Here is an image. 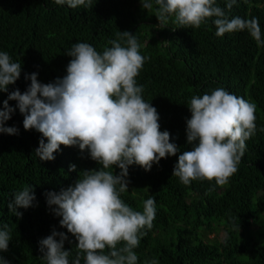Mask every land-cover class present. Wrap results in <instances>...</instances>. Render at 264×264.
I'll return each mask as SVG.
<instances>
[{"label":"trees","instance_id":"16d2710c","mask_svg":"<svg viewBox=\"0 0 264 264\" xmlns=\"http://www.w3.org/2000/svg\"><path fill=\"white\" fill-rule=\"evenodd\" d=\"M217 4L226 9L225 0ZM156 7L154 0L152 11L143 9L140 0H93L92 7L75 9L54 0H0V51L22 65L16 83L0 92V107L10 92L26 90V74L38 73L41 83L66 75L71 57L65 53L74 43L86 42L102 53L119 31L130 32L148 58L136 77L143 99L157 109L160 131L167 130L179 148L150 171L129 166L130 183L121 199L136 211L148 198L156 202L153 228L134 250L138 264L152 259L158 264H264V46L258 47L247 30L216 36L211 19L199 28H178L170 19L161 29ZM228 15L258 18L264 39V0H237ZM218 87L256 105L257 130L225 186L213 190L215 182L206 180L186 186L172 173L178 156L192 150L186 139L188 105L193 96ZM8 103L15 108L17 102ZM23 119L16 108L5 126L16 127L18 134L0 133V229L7 225L11 235L8 251L0 256L9 264H46L39 241L55 229L68 236L64 249H72L71 264L77 241L60 227L45 193H59L74 185L80 171L101 166L78 146L61 145L54 160H40L35 149L41 134L26 131ZM26 186L33 187L36 199L31 207L17 209L23 213L18 218L8 203Z\"/></svg>","mask_w":264,"mask_h":264},{"label":"clouds","instance_id":"9594fccd","mask_svg":"<svg viewBox=\"0 0 264 264\" xmlns=\"http://www.w3.org/2000/svg\"><path fill=\"white\" fill-rule=\"evenodd\" d=\"M57 5L75 9L92 7L93 0H54ZM247 3V0H244ZM142 8L153 10V0H140ZM158 27L168 26L170 19L178 28H199L209 19L216 36L245 31L257 46H264L258 18L230 17L237 0H225L226 9L217 0H154ZM111 47L98 52L86 42L74 43L65 53L71 57L66 75L53 82L41 83L38 73L26 74V90L8 94L0 107V133L18 134L16 127H6L16 108L23 115L26 131L41 134L36 156L42 161L55 159L61 145L76 147L97 162L98 169L82 170L74 185L59 193H45L46 203L59 225L77 241L71 264H138L134 251L147 230L153 228L155 198L143 202L136 211L121 199L128 191L129 166L138 165L150 171L163 158L176 156L179 148L170 142V133L160 131L159 114L143 99V86L136 77L146 56L135 35L119 31ZM22 65L0 51V92L20 78ZM9 101H16L11 107ZM186 120V139L192 150L178 156L172 176L186 186L192 181L215 182L223 187L238 171L246 151V141L256 133V105L218 87L210 94L193 96ZM264 131V128L260 129ZM45 138L47 142H45ZM119 168L118 174L109 169ZM70 171L76 166L71 165ZM82 173V175H81ZM36 199L32 186L14 194L9 212L21 218L19 208L27 209ZM59 237V240H57ZM68 236L53 229L39 241L41 259L46 264H70L71 250L64 249ZM11 240L5 225L0 229V252H6ZM0 264L9 262L0 256ZM145 264H158L152 259Z\"/></svg>","mask_w":264,"mask_h":264},{"label":"rangeland","instance_id":"374dc122","mask_svg":"<svg viewBox=\"0 0 264 264\" xmlns=\"http://www.w3.org/2000/svg\"><path fill=\"white\" fill-rule=\"evenodd\" d=\"M209 237L213 240L214 239V235L211 233L210 235H209ZM222 238V235L220 234L219 236H218V239H221Z\"/></svg>","mask_w":264,"mask_h":264}]
</instances>
